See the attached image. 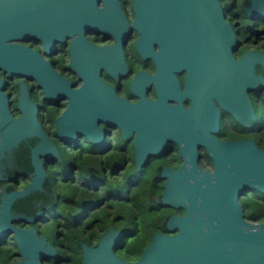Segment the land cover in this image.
I'll return each instance as SVG.
<instances>
[{
  "label": "water",
  "instance_id": "95a60500",
  "mask_svg": "<svg viewBox=\"0 0 264 264\" xmlns=\"http://www.w3.org/2000/svg\"><path fill=\"white\" fill-rule=\"evenodd\" d=\"M0 0V69L8 75H25L37 81L46 97L67 94L69 106L56 119V131L64 139L87 135L93 144L101 139L98 121L116 125L122 139L133 133L135 167L159 153L168 140L181 156L178 167L158 165L165 178L159 204L181 207L183 215H171L155 231L137 259L118 255L113 246L123 231L112 224L95 245L78 238L81 264H264V219L245 218L239 196L246 191L264 192V149L250 137L222 140L218 129L219 106L237 121L251 125L255 113L246 94L249 87L264 84V52L246 49L237 59V43L223 19L217 0H133L138 32L136 47L143 58L156 62L154 75L139 70L130 82L140 100L129 103L102 80L101 67L115 79L126 71L121 42L129 24L119 0ZM87 26L114 35V45H95L82 32ZM77 34L69 43V64L83 78L78 88L62 77L37 50L22 43L38 38L49 52L53 44ZM157 41L159 49L153 50ZM186 69L184 90L172 70ZM155 78L156 100L144 97ZM6 80L0 76V178L16 171L31 176L22 189L10 184L0 195V236L13 235L18 259L8 264H42L45 256L58 257L47 236L32 226L13 224L14 219L32 222L53 202L49 180L39 155L54 154L36 118V105L25 81L19 86L14 115L9 108ZM191 100L184 107L182 100ZM168 99L176 102L168 103ZM218 104L216 103V101ZM204 146L212 169L197 162V147ZM58 264V262H55Z\"/></svg>",
  "mask_w": 264,
  "mask_h": 264
},
{
  "label": "flooded vegetation",
  "instance_id": "af4514ba",
  "mask_svg": "<svg viewBox=\"0 0 264 264\" xmlns=\"http://www.w3.org/2000/svg\"><path fill=\"white\" fill-rule=\"evenodd\" d=\"M217 1L221 7L223 19L230 25L237 40L235 48L233 49L234 56L239 59L246 49L251 51L261 50L264 52V0ZM119 2L120 9L130 25L126 37L121 42V50L127 69L117 79L105 67L99 69L98 75L106 84L113 86L115 94L126 98L129 103H135L140 100V95L131 91V80L135 78V73L139 70L154 75L156 72V62L152 56L143 58L137 50L136 39L138 32L131 26L135 17L133 0H119ZM98 5L103 6V0H99ZM82 35L86 41L95 45H114L116 42L114 35L91 26H87L82 32ZM74 36H77V34L56 41L49 52L44 49L42 41L38 38L23 40L21 42L37 50L50 62L58 74L70 80L69 86L71 88H78L83 83V78L69 64V43ZM152 46L154 51L159 49L157 41ZM171 72L178 79L180 89L184 90L187 70H172ZM0 76L6 80L4 91L9 94V108L14 115L22 113L17 107L19 86L16 82L25 81L29 86L27 92L36 105L35 114L37 121L41 129L46 133L47 140L53 144L58 155V157L54 154L39 155L41 166L49 180V186L54 196L53 202L46 206L43 211L38 212L36 219L32 222H24L18 219H14L12 222L14 225L24 228L29 226L34 227L40 236H47L48 241L56 249L55 240L50 235L53 236L57 233V225L55 222L57 214L55 211V213L52 212L51 209L55 208L54 206L58 198L64 199L71 204L73 203V184H76L81 193L86 196L85 202H93L91 205L86 206L87 213H91L94 209L107 206V200L118 201L128 199L131 201V198L134 200L135 194L130 188L135 184L137 172H140L146 167L157 168L158 165L176 168L182 161L177 144L174 141L168 140L159 153L148 156L139 170L133 171L135 167L134 146L132 143L134 133L128 138L122 139V134L118 126L106 124L103 120L98 121V126L102 128L101 139L94 144L89 142L87 135L85 136L84 134L77 135L70 140L64 139L55 130L56 119L69 106V95L64 94L59 98L52 96L46 97L42 87L31 77L25 75L11 76L1 69ZM154 82L155 78L148 84L144 92V97L149 100H156L158 98ZM246 94L255 113L254 122L251 125L242 124L215 100L219 106V118L218 129L216 132H212V134L222 140L250 137L256 142L257 138L260 139V134L264 130V117L259 115L260 108L264 106V84L256 89L249 87L246 89ZM167 101L170 104L176 102L173 99H168ZM190 103L191 100L188 97H184L182 100L184 107H189ZM207 157L209 155L205 147H197L198 164L204 169L211 170L212 160L210 157V160L207 159ZM31 176L32 174L16 171L8 178H0V195L3 186L6 184H10L15 190L24 188L31 182ZM164 182L165 178L163 179V185ZM58 186L61 188L65 186L68 190L63 197L59 195ZM245 196L260 201L264 200V195L258 194L253 190L243 192L239 196V200ZM130 206L134 214L136 208L133 202ZM158 206L160 207V211H162L159 231L164 233L175 232L176 230L164 228L162 226L163 222L167 216L183 215L185 210L181 207L164 206L162 203L158 204ZM107 208L110 207L107 206ZM245 211L244 209V213ZM42 224L48 225L50 231L44 233L41 229ZM108 224L113 225L111 222H108L107 226ZM113 227L115 226L113 225ZM115 228L122 230L123 233L125 231V226ZM127 229L131 233L136 231L135 227H129ZM0 245L14 249L13 260L19 258L17 254L18 247L12 234L0 236ZM50 259L51 257L48 256L43 257L42 264H53Z\"/></svg>",
  "mask_w": 264,
  "mask_h": 264
},
{
  "label": "trees",
  "instance_id": "16d2710c",
  "mask_svg": "<svg viewBox=\"0 0 264 264\" xmlns=\"http://www.w3.org/2000/svg\"><path fill=\"white\" fill-rule=\"evenodd\" d=\"M262 111V113H261ZM259 115L264 117V106L260 108ZM256 142L259 147L264 149V130L260 134V139ZM207 159L210 160L209 157ZM135 184L131 191L135 194V199H121L115 202L107 200V206H102L100 211L92 210L87 216L86 206L93 202H85V195L81 193L76 184L72 187L73 203L58 198L55 208V219L57 233L51 236L55 240L58 251L59 264H81V245L78 238L90 245H95L96 241L106 229L107 223L111 222L115 227L122 228L125 231L120 239L113 246L114 251L121 257L129 260L137 259L143 248L151 240L155 231L160 230V219H162L160 207L158 206V196L163 189V177L156 174V168L146 167L136 174ZM258 194L264 195V192L253 190ZM60 196L68 192L65 186L59 187ZM103 199H105L102 196ZM245 211V217L249 220L264 219V200L253 199L245 196L240 198ZM131 202V203H130ZM135 206L132 211L130 204ZM71 204V205H69ZM113 207V208H112ZM83 210V211H82ZM82 211V212H81ZM54 212V213H55ZM87 216V217H85ZM135 216V218H134ZM129 227H135L134 233L128 232ZM14 249L0 245V264L10 263L14 257ZM55 264L54 257L50 259Z\"/></svg>",
  "mask_w": 264,
  "mask_h": 264
},
{
  "label": "rangeland",
  "instance_id": "374dc122",
  "mask_svg": "<svg viewBox=\"0 0 264 264\" xmlns=\"http://www.w3.org/2000/svg\"><path fill=\"white\" fill-rule=\"evenodd\" d=\"M261 113H262V111H261ZM112 202H115V200H111ZM101 209H96L95 211H100ZM83 211V210H82ZM81 211V212H82ZM91 214V213H90ZM90 214H88V216L90 215ZM41 229H42V231L44 232V233H46V232H49L50 231V229H49V226L48 225H46V224H42L41 225ZM54 261L55 262H58V260H57V257H54Z\"/></svg>",
  "mask_w": 264,
  "mask_h": 264
},
{
  "label": "built area",
  "instance_id": "2783aa9c",
  "mask_svg": "<svg viewBox=\"0 0 264 264\" xmlns=\"http://www.w3.org/2000/svg\"><path fill=\"white\" fill-rule=\"evenodd\" d=\"M255 221H257V220H255Z\"/></svg>",
  "mask_w": 264,
  "mask_h": 264
}]
</instances>
